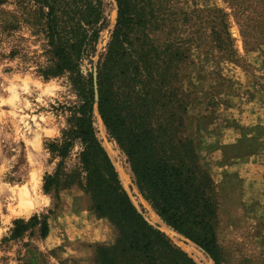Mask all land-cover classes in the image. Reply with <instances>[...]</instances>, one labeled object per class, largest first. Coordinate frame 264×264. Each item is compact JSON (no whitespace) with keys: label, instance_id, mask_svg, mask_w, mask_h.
<instances>
[{"label":"trees","instance_id":"trees-1","mask_svg":"<svg viewBox=\"0 0 264 264\" xmlns=\"http://www.w3.org/2000/svg\"><path fill=\"white\" fill-rule=\"evenodd\" d=\"M30 1L33 7L19 18L0 19V36L20 22L28 25L40 41L29 63L42 79L64 76L74 95L60 106L64 125L58 136L44 143L57 161L42 175L41 190L57 200L61 190L77 186L95 216L112 226L113 239L94 245L93 264H198L131 201L97 136L94 106L139 196L165 226L220 264L212 179L182 133L189 100L176 84L177 70L194 41L182 17L163 12L160 0H114V22L93 61L108 23L103 0ZM208 21L214 45L230 51L221 15ZM16 53L10 46L7 57ZM70 155L74 161L67 164ZM47 230L45 214L15 218L0 243L25 232L44 238Z\"/></svg>","mask_w":264,"mask_h":264},{"label":"rangeland","instance_id":"rangeland-1","mask_svg":"<svg viewBox=\"0 0 264 264\" xmlns=\"http://www.w3.org/2000/svg\"><path fill=\"white\" fill-rule=\"evenodd\" d=\"M103 1L108 23L99 34L93 61L103 50L115 16L114 0ZM160 1L162 11L182 17L181 26L193 35L189 52L179 63L176 84L189 100L182 133L192 141L213 183L220 264H264V179L258 182L264 177L260 167L264 164V0ZM28 7H33L30 0H0V19L10 22ZM220 15L230 38L228 52L216 47L209 34L208 18ZM0 40V238L8 236L15 218L45 214L48 225L44 238L25 232L1 242L0 264H16L19 259L25 264L32 260L93 264V248L99 241L90 240L84 227L82 215L92 212L87 196L74 185L61 190L57 200L41 190L42 175L57 161L44 143L58 136L64 125L60 106L74 95L64 76L42 79L29 63L39 53L40 41L28 25L20 22ZM10 46L19 53L7 57ZM88 66L84 61L81 67ZM94 126L122 186L144 218L197 263L212 264L158 219L137 193L123 153L95 116ZM252 155L258 159L248 162ZM73 161V155L65 160ZM248 171L255 174L250 188L242 184ZM94 227L102 242L113 239L107 220ZM192 248L208 261L196 260Z\"/></svg>","mask_w":264,"mask_h":264},{"label":"crops","instance_id":"crops-1","mask_svg":"<svg viewBox=\"0 0 264 264\" xmlns=\"http://www.w3.org/2000/svg\"><path fill=\"white\" fill-rule=\"evenodd\" d=\"M264 147V146H263ZM262 147V150L261 151H264V148ZM257 157H258V155H257ZM256 156H254V155H252V156H250L248 159H249V161L248 162H252L253 161V159L254 158H257ZM258 159V158H257ZM261 161H263V163H264V158H263V160H261ZM254 162V161H253ZM261 167V169H262V171L264 172V164H262V166H260ZM261 169H260V171H261ZM241 177V176H240ZM255 177V174L253 175V173L251 172V171H248L247 173H244V175H243V178H242V184L244 183H247V187L248 188H250L249 186L251 185V187H253L254 186V184L255 183H253L254 182V178ZM252 179H253V182H252ZM263 179H264V177L263 178H260L259 180H258V182L260 181V180H262L263 181ZM79 216H81V214H78ZM86 215V216H85ZM70 216H74V215H70ZM77 216V215H76ZM82 216H84L83 218H84V223H85V225L86 226H84V227H86L85 229H87V235H88V237H89V239L90 240H92V237H94L93 239H95L96 241H99V242H102L103 240H102V237H101V235H99V233L97 232V229H95V227H94V225H96V224H98V222H100V221H106L104 218H98V217H96L92 212H85L84 213V215H82ZM109 224V223H108ZM110 225V224H109ZM83 227V228H84Z\"/></svg>","mask_w":264,"mask_h":264},{"label":"bare ground","instance_id":"bare-ground-1","mask_svg":"<svg viewBox=\"0 0 264 264\" xmlns=\"http://www.w3.org/2000/svg\"><path fill=\"white\" fill-rule=\"evenodd\" d=\"M94 114H95V118H96V121L100 120L99 117L97 116L96 112L94 111ZM101 122V121H100ZM122 181V180H121ZM124 186V184H123ZM125 187V186H124ZM126 188V187H125ZM167 227V226H166ZM160 228V227H159ZM168 228V227H167ZM161 229V228H160ZM163 231V230H162ZM172 231V230H171ZM173 232V231H172ZM174 233V232H173ZM176 234V233H175ZM194 254H195V259L196 260H206V262L208 261V259L206 258L205 255H203L202 252H199L198 250H196L195 248H192ZM191 251V250H190ZM199 264V263H198Z\"/></svg>","mask_w":264,"mask_h":264},{"label":"water","instance_id":"water-1","mask_svg":"<svg viewBox=\"0 0 264 264\" xmlns=\"http://www.w3.org/2000/svg\"><path fill=\"white\" fill-rule=\"evenodd\" d=\"M94 111L96 112V109H95V106H94V108H93V114H94ZM96 114H97V112H96ZM94 116H95V114H94ZM98 116V115H97ZM125 189V188H124ZM127 192V191H126ZM132 201V200H131ZM135 205V204H134ZM136 206V205H135ZM175 233V232H174ZM177 234V233H176ZM178 235V234H177ZM180 236V235H179ZM182 237V236H181ZM183 238V237H182ZM185 239V238H184ZM186 240V239H185ZM188 241V240H187ZM190 242V241H189ZM191 243V242H190ZM193 244V243H192ZM197 247V246H196ZM198 248V247H197ZM199 249V248H198ZM200 250V249H199ZM201 251V250H200Z\"/></svg>","mask_w":264,"mask_h":264}]
</instances>
